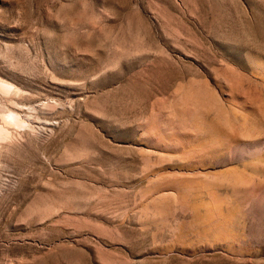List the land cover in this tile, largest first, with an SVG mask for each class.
<instances>
[{
    "label": "rangeland",
    "instance_id": "374dc122",
    "mask_svg": "<svg viewBox=\"0 0 264 264\" xmlns=\"http://www.w3.org/2000/svg\"><path fill=\"white\" fill-rule=\"evenodd\" d=\"M264 121V0H0V264H264L200 193Z\"/></svg>",
    "mask_w": 264,
    "mask_h": 264
},
{
    "label": "crops",
    "instance_id": "0c3cea01",
    "mask_svg": "<svg viewBox=\"0 0 264 264\" xmlns=\"http://www.w3.org/2000/svg\"><path fill=\"white\" fill-rule=\"evenodd\" d=\"M243 136L251 144L233 147V168L212 181L200 193V214L203 227L217 241L233 244L245 242L244 235L251 224V211L264 202V121L259 116L244 123Z\"/></svg>",
    "mask_w": 264,
    "mask_h": 264
}]
</instances>
